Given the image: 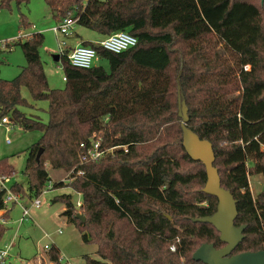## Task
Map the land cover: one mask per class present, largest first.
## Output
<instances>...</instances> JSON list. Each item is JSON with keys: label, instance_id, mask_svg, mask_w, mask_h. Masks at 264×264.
I'll use <instances>...</instances> for the list:
<instances>
[{"label": "trees", "instance_id": "obj_1", "mask_svg": "<svg viewBox=\"0 0 264 264\" xmlns=\"http://www.w3.org/2000/svg\"><path fill=\"white\" fill-rule=\"evenodd\" d=\"M15 1L18 8L30 0ZM58 22L69 12L77 24L109 36L126 31L137 44L120 53L90 40L110 69L73 66L66 49L60 54L65 86L51 88L40 49L43 33L20 35L6 47L19 46L26 65L12 78L0 77V120L41 132L28 150L23 169L27 185L10 189L21 197L41 196L52 170L69 172V186L82 196L80 208L71 194L53 197L87 244L86 264H204L193 260L203 244H225L210 223L218 199L203 188L204 164L183 145L185 103L188 127L209 140L221 185L237 201V226L244 239L233 254L264 250V188L254 196L250 176L264 177V2L262 0H45ZM22 27L30 25L20 13ZM248 67V68H247ZM34 101L48 102L47 122L27 115ZM238 93V96H234ZM102 140L112 149L103 158L79 162V146ZM43 150L40 157L37 155ZM82 171V174H78ZM9 157L0 158V176L11 178ZM0 187V231L15 202L4 201ZM86 218L82 221L77 214ZM170 216V217H169ZM176 250L172 251L171 246ZM54 264L61 251L47 249Z\"/></svg>", "mask_w": 264, "mask_h": 264}, {"label": "rangeland", "instance_id": "obj_2", "mask_svg": "<svg viewBox=\"0 0 264 264\" xmlns=\"http://www.w3.org/2000/svg\"><path fill=\"white\" fill-rule=\"evenodd\" d=\"M87 0H84L86 2ZM1 2V0H0ZM20 13H23L30 25L22 27ZM59 22L55 20L51 9L45 0H30L18 8L15 1L9 7L0 8V77L12 79L16 77L22 67L26 65V59L19 46L6 47V43H11L20 35L26 39V35L41 32L45 40L40 49L44 69L51 88H63L66 84L62 62L56 60L55 56L60 55L62 50L68 49V43L80 38L101 40L102 36L94 30L75 24L72 34L57 35L53 30L58 27ZM66 42V45L62 44ZM95 65L104 66L110 69L109 63L104 58H98ZM23 96L32 104L30 107H22L21 110L27 115L47 122L48 102L34 101L27 88L22 90ZM234 96H238L236 93ZM12 130L7 132L6 125L0 127V158L9 157V161L15 168L14 175L5 181V187L19 182L27 185L28 179L23 173V169L28 157V150L31 145L41 136V132L27 130L20 124L11 125ZM6 130V131H5ZM10 142H9V141ZM52 184L62 180L66 184L69 182V172L64 170L51 171ZM250 190L254 196L264 188V177L259 174L249 177ZM1 186V185H0ZM71 194L74 202L81 199V195L71 187H59L46 189L39 199L42 201L40 208L32 206V200L27 197L20 198L15 202L10 215L3 220V227L0 231V249H8V256L0 264H25L30 261L32 264H54L48 257L47 249L50 245H56L61 251L64 264L67 259L71 264H86L85 254H95L97 246L87 244L82 240V234L74 224L69 222L67 217L62 215L65 205L62 202L53 203L52 199L56 195ZM30 207L31 219L21 222L22 208L20 204ZM12 202L9 203V206ZM0 212V216H1ZM1 218V217H0ZM62 230V233L59 230Z\"/></svg>", "mask_w": 264, "mask_h": 264}, {"label": "water", "instance_id": "obj_3", "mask_svg": "<svg viewBox=\"0 0 264 264\" xmlns=\"http://www.w3.org/2000/svg\"><path fill=\"white\" fill-rule=\"evenodd\" d=\"M264 2V0H262ZM60 55L55 59L59 60ZM188 109L183 102L179 115L182 117L183 145L189 156L196 161H201L206 169L207 181L203 191L216 196L218 205L216 212L211 216L195 218L194 221L212 224L220 234V240L225 244L216 248L212 243H203L194 253L193 260L204 264H264V250L247 251L232 254L244 239L246 225L237 226L235 219L238 215L237 201L230 190L221 185L218 169L214 166L215 152L212 143L188 127ZM43 150H40L37 158ZM82 221L86 218L77 214ZM170 217V216H169Z\"/></svg>", "mask_w": 264, "mask_h": 264}, {"label": "built area", "instance_id": "obj_4", "mask_svg": "<svg viewBox=\"0 0 264 264\" xmlns=\"http://www.w3.org/2000/svg\"><path fill=\"white\" fill-rule=\"evenodd\" d=\"M73 13L69 12L68 15L59 22L58 27H54V31L57 35L63 34V35H70L72 34V30L77 24V19L73 17ZM32 34L26 35L30 37ZM138 40L135 36L132 34L126 32V31H119L114 34H111L109 36L104 37L102 40L98 42L99 45L104 47L107 50H110L112 52L120 53L122 51H125L137 44ZM62 44L66 45L65 41H62ZM65 50H62L61 53H63ZM69 62L76 67L80 68H91L93 65H95V61L98 59V54L95 48L91 46H85L83 44H79L67 53ZM248 68V67H247ZM65 79V78H64ZM0 125H6L7 132H10L12 130V126L14 125L13 121L9 117H3L0 120ZM9 141V140H8ZM10 142V141H9ZM112 149H105L102 146V140L101 139H95L92 137L89 142H82L79 146V162L80 164H84L90 161H97L101 158H103L108 152H110ZM78 174H82V171H79ZM70 176V175H69ZM9 178H4L0 176V184L1 189H4L5 195H4V201L9 204L10 202H18L20 200L21 195L14 193L10 188L8 189L5 187V181H7ZM69 180V179H68ZM52 182H49L48 187H52ZM80 194V193H79ZM22 208V217L20 219L21 222L27 221L31 219L30 214V207H27V205L20 204ZM42 205V201L39 199V197L32 200V206L35 208H40ZM82 205V198L75 202V206L77 208H80ZM60 233H62V230H59ZM171 250L175 251L176 246L172 245ZM8 249H0V261L3 263L6 257L8 256ZM65 257L60 256V261L62 263V260H64ZM25 264H32L30 261L25 262ZM64 264H71L70 261L67 259V261Z\"/></svg>", "mask_w": 264, "mask_h": 264}, {"label": "crops", "instance_id": "obj_5", "mask_svg": "<svg viewBox=\"0 0 264 264\" xmlns=\"http://www.w3.org/2000/svg\"><path fill=\"white\" fill-rule=\"evenodd\" d=\"M104 38V36H102V38H101V40ZM84 40H90V41H94V42H96V43H98L99 41H97V40H94V39H88V38H78V39H76L75 41L73 40V41H70L69 43H68V49H72L73 47H75V46H77V45H79V44H82V41H84ZM1 126H3V125H0V127ZM6 131V130H5ZM1 185V184H0ZM64 187H66V186H64ZM79 194V193H78ZM81 195V194H80ZM81 198H82V196H81ZM65 209V208H64Z\"/></svg>", "mask_w": 264, "mask_h": 264}, {"label": "flooded vegetation", "instance_id": "obj_6", "mask_svg": "<svg viewBox=\"0 0 264 264\" xmlns=\"http://www.w3.org/2000/svg\"><path fill=\"white\" fill-rule=\"evenodd\" d=\"M233 254V253H232Z\"/></svg>", "mask_w": 264, "mask_h": 264}]
</instances>
